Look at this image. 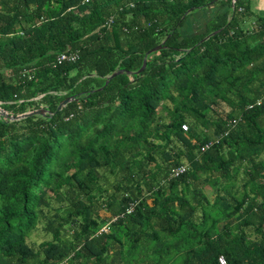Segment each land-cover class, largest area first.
Segmentation results:
<instances>
[{
    "label": "trees",
    "instance_id": "trees-1",
    "mask_svg": "<svg viewBox=\"0 0 264 264\" xmlns=\"http://www.w3.org/2000/svg\"><path fill=\"white\" fill-rule=\"evenodd\" d=\"M0 106V264H264L250 0H0Z\"/></svg>",
    "mask_w": 264,
    "mask_h": 264
},
{
    "label": "rangeland",
    "instance_id": "rangeland-1",
    "mask_svg": "<svg viewBox=\"0 0 264 264\" xmlns=\"http://www.w3.org/2000/svg\"><path fill=\"white\" fill-rule=\"evenodd\" d=\"M251 2V7L252 10L255 13H259V14H264V0H250ZM196 12V11H195ZM214 14H209V12L207 13V15L205 14L204 17H202L201 14H198L194 17V21L191 23L192 25H185V28H181V31H183V33L185 34H189L190 32L193 31H200L202 30V27L204 25V21L211 18V16H213ZM189 26V27H188ZM245 26L247 28H251L253 26V18H250L249 20H247V22L245 23ZM44 233L41 232L39 229L37 231H35L34 233H32V235L30 236L29 240L30 241H35V243H39L41 240L44 239Z\"/></svg>",
    "mask_w": 264,
    "mask_h": 264
},
{
    "label": "water",
    "instance_id": "water-1",
    "mask_svg": "<svg viewBox=\"0 0 264 264\" xmlns=\"http://www.w3.org/2000/svg\"><path fill=\"white\" fill-rule=\"evenodd\" d=\"M232 2H234V0H232ZM208 36L209 35H207L206 37H208ZM159 48H161V44L157 45L152 50H156V49H159ZM150 51L151 50H149L147 53H149ZM145 65H146V59L143 60L142 67L139 70H141ZM122 71H123L122 69H118V70H115L114 72H112L110 75L107 76L106 82L108 81L109 78L113 77L114 75H116L117 73H120ZM74 98L75 97L73 95L66 97L64 100H62L59 103V105L57 106V109H60L63 105H65L70 100H73ZM46 111L47 110L44 109V108H39V109L26 111V112H23V113H20V114H17V115H12V114L8 113L4 108H2L0 106V116H4V117H6V118H8L10 120H17V119L24 118V117H27V116L33 115V114H45Z\"/></svg>",
    "mask_w": 264,
    "mask_h": 264
},
{
    "label": "crops",
    "instance_id": "crops-1",
    "mask_svg": "<svg viewBox=\"0 0 264 264\" xmlns=\"http://www.w3.org/2000/svg\"><path fill=\"white\" fill-rule=\"evenodd\" d=\"M197 12H198V14H201L202 15V17H204L205 16V14L207 15V13L209 12V14L211 13V14H214L215 13V9L214 8H208V7H206V8H202V9H199V10H197L196 12H192V13H190V14H188V16H187V18L185 19V23H184V25H183V28H185L186 29V24L187 25H192L191 23L194 21V17L197 15ZM210 19V18H209ZM208 20V19H207ZM207 20H205L204 21V25H203V27H202V30L204 29V27H205V23H206V21ZM188 26V27H189ZM183 32V31H182ZM196 31H193V32H190L189 34H191V33H195Z\"/></svg>",
    "mask_w": 264,
    "mask_h": 264
},
{
    "label": "built area",
    "instance_id": "built-area-1",
    "mask_svg": "<svg viewBox=\"0 0 264 264\" xmlns=\"http://www.w3.org/2000/svg\"><path fill=\"white\" fill-rule=\"evenodd\" d=\"M86 1H87V0H86ZM73 58H74V54L72 55V54H69V53H67V52H63V53L60 55V57H59V59H73ZM182 127H183V129H187V125H186V124H183ZM208 145H209V144L205 145V147H208ZM205 147H204V148H205ZM184 169H185V166H184V165L179 166V167H177V168L174 170V173H175V174H178V173L184 171ZM219 262H220V264H227L226 261H225V259L223 258V256H220V257H219Z\"/></svg>",
    "mask_w": 264,
    "mask_h": 264
}]
</instances>
